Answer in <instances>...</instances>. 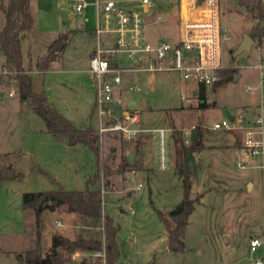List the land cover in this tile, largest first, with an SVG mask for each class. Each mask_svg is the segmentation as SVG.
<instances>
[{"label":"rangeland","instance_id":"rangeland-1","mask_svg":"<svg viewBox=\"0 0 264 264\" xmlns=\"http://www.w3.org/2000/svg\"><path fill=\"white\" fill-rule=\"evenodd\" d=\"M156 1L162 4L176 0ZM241 1L219 0L221 24L231 34L225 44V59L237 72L223 84L207 87V106L200 105L203 98L200 92H194L197 82L182 79L176 71L137 72L136 81L142 83L144 90L126 93L138 100L145 125L170 126L173 133L182 129L188 143L192 128L198 126L204 145L217 142L221 145L196 151L202 166L191 176V194L193 197L199 192L204 194L196 202L186 226L187 249L169 248L163 218L184 196L183 178L175 168L173 138V160L169 168H159L157 142L150 138L154 135L150 133L140 139L147 168H142L141 151L135 156L133 168L106 176L105 166L116 169L135 148L136 138L105 137L104 143L98 142L99 157L83 144L71 146L49 131L33 104L21 99L14 80L6 77L0 85V264H16L19 251L35 247L38 229L43 257L51 252L53 233L64 231L62 234L72 239L88 234L104 237L103 220L96 221L80 213L71 216L61 206L56 211L45 208L38 226L35 209L23 205L24 192L57 188L59 183L54 177L65 188L82 189L86 178L95 171L101 173L96 186L102 191L103 212L113 216L119 225L120 260L125 264H150L154 259L157 264H255L256 258L264 260V245L256 250L250 246L252 236L264 239V167L261 166L264 157L245 156L236 148L241 143L239 131L212 127L215 120L249 113L251 104L260 101L264 92V84L259 86L261 72L257 66L264 62V38L256 37L250 50L238 54L230 51L240 46L259 21L249 8L257 0H243L244 4ZM32 4L37 19L34 34L37 52H43L42 46L49 36L62 30L72 34L61 58L45 71L48 100L77 127L97 128L94 84L87 71L90 52L96 46V36L87 30L95 26V6L90 3L78 12L73 0H32ZM73 22L76 27L72 26ZM172 31L176 28L158 24L150 33L156 36ZM6 60L0 49V72ZM247 85L258 86L250 92ZM205 139L209 140L206 144ZM25 154L30 156L29 169L11 174ZM239 160L247 163L245 168L239 167ZM58 220L65 225H57ZM90 256L83 251L60 264H81Z\"/></svg>","mask_w":264,"mask_h":264},{"label":"built area","instance_id":"built-area-1","mask_svg":"<svg viewBox=\"0 0 264 264\" xmlns=\"http://www.w3.org/2000/svg\"><path fill=\"white\" fill-rule=\"evenodd\" d=\"M90 3L96 9L93 28L96 47L88 67L98 118L94 135L101 144L109 135L126 140L153 133L158 166L167 169L171 164L174 129L145 125L138 100L126 93L144 90L142 83L136 81L137 72L176 71L182 79L196 81L198 91L202 87L205 90L208 86L214 87L220 81L222 70L234 66L225 59V44L231 34L221 24L219 0H176L162 4L156 0H73L78 12ZM158 24L174 27L176 31L151 35V28ZM257 66L262 87L264 62ZM257 86L247 85L246 89L251 92ZM134 100L137 104L131 105ZM212 127L239 131L242 153L264 157V92L254 111L215 120ZM184 137L188 143L187 135ZM238 165L245 168L247 163L239 160ZM261 245H264L262 237H251L252 250ZM90 255L101 256L106 263L105 247ZM254 263L264 264V260L256 258Z\"/></svg>","mask_w":264,"mask_h":264},{"label":"trees","instance_id":"trees-1","mask_svg":"<svg viewBox=\"0 0 264 264\" xmlns=\"http://www.w3.org/2000/svg\"><path fill=\"white\" fill-rule=\"evenodd\" d=\"M244 4V1H241ZM30 0H9L5 3L0 0V10L5 14V23L0 30V49L6 55V63L0 72V85L4 83L6 77L14 80L19 95L22 100H29L33 104L34 110L46 121L47 127L59 139L66 140L69 144H83L95 152L96 157L100 156V145L98 139L94 135V128H79L73 124L57 107L51 105L45 92L36 94L33 92V74L25 67L22 36L23 32L33 27L34 16L30 10ZM250 10L259 19L252 26L251 36L261 40L264 38V1L257 0L256 5L250 6ZM67 32H62L50 42L47 52L41 55L37 61V69L39 72H45L50 63L58 57L69 39ZM237 72L236 67H226L222 70L223 78L216 83L214 87L223 84L228 80L229 75ZM200 95L203 101L201 106H207L206 90L204 87L200 89ZM173 141L175 147V168L183 178L184 196L183 199L169 212L164 215V221L168 230V244L172 250L185 251L187 249L184 237L186 226L189 224V217L196 208V202L201 199L204 192H199L195 197L192 196V174L186 170L185 161L189 152H194L203 148L204 144L201 138V131L197 139L191 137L190 143H187L182 129H175L173 133ZM139 145L135 148L138 151ZM135 163V162H134ZM127 155L122 159L120 165L113 169L108 164L105 166V175L110 176L116 172L133 168ZM101 178L100 171H95L93 175L86 178L84 188L68 189L65 188L55 177L54 180L59 183L55 189H46L39 191H26L23 193V205L25 207H33L37 216L38 226L40 218L45 208H53L56 205L67 204L69 210L78 212L87 218L96 221L103 220L104 237L95 234L75 239L69 238L62 233L53 235L51 252L49 255L53 258L54 264H60L71 261L76 251H101L105 247L106 263L103 262L101 256L85 257L81 264H125L120 260L121 251L118 244L117 236L119 225L115 222L113 216L103 212L102 208V191L97 187V183ZM52 203H49L50 201ZM41 231L38 229L37 243L32 249L17 254L19 261L26 264H42L46 257L41 253ZM150 264H157L156 260H152Z\"/></svg>","mask_w":264,"mask_h":264},{"label":"crops","instance_id":"crops-1","mask_svg":"<svg viewBox=\"0 0 264 264\" xmlns=\"http://www.w3.org/2000/svg\"><path fill=\"white\" fill-rule=\"evenodd\" d=\"M30 10H31V13L33 14V16H34V24H33V27L31 28V29H29V30H26V31H24L23 32V36H22V51H23V58H24V65H25V67L35 76L36 75V72H39V70L36 68L37 66V61H38V59H39V57L41 56V55H43V54H45L46 52H47V49H48V46H49V44H50V42L51 41H53L55 38H57L58 37V35L60 34V33H62V32H66V30H62V31H59L57 34H55V36L53 35V37L52 36H49V38L46 40V42H45V44H43V52L41 53V52H37L36 51V49L38 48V45H37V39H36V37L34 36V34H36V32H35V28H36V26H37V19H36V16H35V14H34V11H33V4H32V0H30ZM4 23H5V14H4V12L3 11H1L0 10V30H1V28L3 27V25H4ZM76 23L75 22H73L72 23V26L73 27H76ZM94 28V27H93ZM93 28H90V29H87L88 31H90V32H92L93 34H94V30H93ZM75 29V28H74ZM95 35V34H94ZM71 36H72V34L70 35V37H69V39H68V41H67V45H68V42L70 41V39H71ZM66 45V46H67ZM41 47V48H42ZM96 47V46H95ZM95 47L92 49V51L90 52V56H89V60H90V57L92 56V54L94 53V50H95ZM62 52H63V50L62 51H60L59 52V54H58V57L55 59V60H57V59H60L61 58V54H62ZM36 55H37V57H36ZM35 57V58H34ZM55 60H53V61H55ZM52 61V62H53ZM29 62H30V64H29ZM51 62V63H52ZM51 63H50V65H51ZM5 64V63H4ZM3 64V65H4ZM30 66H31V68H30ZM33 67H35V68H33ZM50 67V66H49ZM88 67H89V64H88ZM88 67H87V71L89 72V70H88ZM49 69V68H48ZM90 74V73H89ZM195 91H197V93H195V94H198V92L200 91H198V90H195ZM194 91V92H195ZM208 92V89H206V93ZM94 94H95V91H94ZM261 99V98H260ZM49 102L51 103V101L49 100ZM259 102L260 101H257V102H255V103H252L251 105H253V107H251V109H249L250 111L249 112H251V111H254L255 109H256V107H257V105L259 104ZM51 105H53L52 103H51ZM54 106V105H53ZM148 135H150V133H143V134H140L137 138H136V144H138L139 145V147H138V151H137V155L142 151V155H141V158H142V168H147L148 167V164L146 163V161H145V153H144V151H143V146H141V145H143L142 143H140V139H144L145 137H147ZM155 138V136L154 135H150V138ZM156 139V138H155ZM216 140H218L219 141V139H216ZM207 141H209V140H207V139H205L204 140V143L206 142L207 143ZM157 142V141H156ZM203 142V141H202ZM225 142H227V141H225ZM205 143V144H206ZM228 143H226V145H227ZM69 145H71V144H69ZM74 145H76V144H74ZM74 145H71V146H74ZM235 146H237V145H235ZM141 147H142V149H141ZM217 147H221V145L217 142V143H210V144H206V145H204L203 146V148H201V149H198V150H196V151H203L204 149H206V148H212V149H216ZM224 147H227V146H224ZM236 148H240V147H236ZM196 151H194L193 152V154H194V156H195V160H196V169H198L200 166H202V162H201V160L199 159V157H197V155H196ZM128 153V152H127ZM25 155H27V154H25ZM28 156H29V154H28ZM30 157V156H29ZM171 160H173V155H172V150H171ZM138 170H140V169H138ZM137 170H133V172H136ZM133 172H131V173H133ZM67 204H65V203H63V204H60V205H56V206H54L53 208H48V209H50V210H52V211H56L59 207H61V206H64L65 207V209L69 212V213H71V216H76L77 214H79L78 212H75V211H71V210H69V207H68V205L66 206ZM45 211V210H44ZM59 221L60 220H58V221H56V224L57 225H65V223H63L62 221H60V223H59ZM64 232V231H63ZM62 232V233H63ZM54 234H57V233H53V235ZM53 235H52V238H53ZM86 236V235H85ZM82 237V236H81ZM78 238V237H77ZM201 251V250H200ZM21 252H23V251H21ZM83 251H81V250H78V251H76L75 252V254H74V256H76V255H79L80 253H82ZM18 253H20V251L18 252ZM20 261H18V262H16V264L17 263H19Z\"/></svg>","mask_w":264,"mask_h":264},{"label":"water","instance_id":"water-1","mask_svg":"<svg viewBox=\"0 0 264 264\" xmlns=\"http://www.w3.org/2000/svg\"><path fill=\"white\" fill-rule=\"evenodd\" d=\"M255 42V39L253 36L250 34H246L242 43L237 49H231L230 51L233 52L234 54H238L242 52L243 50H250L252 44ZM234 75H229L227 79L232 78ZM236 77L238 75H235ZM44 81H45V72H41L36 76H33V81H32V86H33V92L36 94H42L45 92L44 88ZM197 93V91H195ZM31 102V101H30ZM137 101L134 100L131 102V105H136ZM199 135V127L195 126L192 128L191 131V137L193 139H197ZM137 154V148H134L130 153L127 154V159L128 161L133 164L135 162V156ZM30 167V159L29 156L24 155L20 161H18L14 167V170L11 171V174H14L16 172H20L23 170H28ZM185 168L188 172L190 173H195L197 172L196 169V160L193 152H189L187 159L185 161ZM84 262V261H82ZM42 264H54L53 258L51 255H48Z\"/></svg>","mask_w":264,"mask_h":264}]
</instances>
